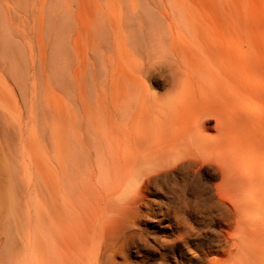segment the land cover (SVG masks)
<instances>
[{"label":"rangeland","instance_id":"374dc122","mask_svg":"<svg viewBox=\"0 0 264 264\" xmlns=\"http://www.w3.org/2000/svg\"><path fill=\"white\" fill-rule=\"evenodd\" d=\"M262 35L264 0H0V264L227 261L229 234L248 229L229 200L252 162L237 117L248 98L223 82L234 141L201 150L182 137L207 109L204 60L230 49L240 70ZM142 125L151 155L138 168ZM138 171L149 178L118 217Z\"/></svg>","mask_w":264,"mask_h":264},{"label":"bare ground","instance_id":"6f19581e","mask_svg":"<svg viewBox=\"0 0 264 264\" xmlns=\"http://www.w3.org/2000/svg\"><path fill=\"white\" fill-rule=\"evenodd\" d=\"M261 38H264V35H262ZM220 51H223L224 53H226L227 56L224 55V57L221 58V57H218L219 55L218 56L215 55V56H211L209 59L204 60L205 64L209 66L210 72L202 76L200 80L198 81L197 85L199 86L200 92H201L199 100L201 104L204 105L207 109H205V111L202 112L201 117H199V119L196 120L194 124H192L191 126H189V128H187L186 133H184L185 135H183L182 137V140L184 142L183 146L191 147L193 145H196L198 148L202 150L208 146H212V145L218 146L220 142L223 140L224 142L226 140L234 141L233 136H231L230 125L226 123L225 116L223 115V111H222L223 102L225 100L226 95L229 92L228 87L223 82L225 81L227 83L229 82L230 86L232 88L234 87L235 92H238L240 90L241 92H243V95L248 98V99H242L240 103L238 104L240 106V110H239V114L237 117L241 118V121L243 122L242 124L246 125L243 127L245 131L243 130L244 134L242 137H244V143L247 147L245 154L251 158L252 162H250V164L247 167L245 166L242 167L240 171L241 173L237 176L236 181H235V186L237 185L236 195L234 196L235 199H229L230 204L231 205L234 204V206H236L235 209L237 208L236 212L238 213V217L240 218L241 221L244 222V224L248 227V229H247V232L245 231L244 234L241 233L240 235H238V237H232L230 235L231 233L229 234L228 239H226V246L228 247L230 251L229 259L224 262H218V264L220 263L235 264V257L236 258L239 257L240 258L239 260H242L241 264H253L254 262L253 259H255V262H257L256 264H263L264 246H263L262 241L264 237V221H263V214H264V47L255 48V50L252 51L249 56H246L242 61H239L241 62L240 64L242 67L240 70H237L238 66L236 62L238 63V60L236 61L234 57L231 56L233 55V52L230 51V49L220 48ZM231 58H233L235 62L232 61ZM182 62L183 61H181V63ZM189 63L190 62L188 61L187 62L184 61L182 63V67L184 69L189 68L191 73L192 71L195 72ZM179 70L182 72L180 68ZM189 77L190 76L188 75L187 80ZM186 84L187 85L180 83L179 84L180 90L188 88L189 86L188 82H186ZM147 92H148V88H146L143 85L140 95H143L144 93H147ZM237 96H240V95L237 94ZM209 119L216 122L218 125L217 128H219L221 132L223 133L222 137L220 138V140L218 139V141H214L211 138L206 137L207 130L209 129L207 127V122H210ZM139 128L140 129H137L136 131L137 137L136 136L134 137L135 144L137 145L135 156L137 158V162L139 163L138 168L139 166L143 165L144 162H147L149 160L148 158L151 155V153H148L149 150L147 152V148H148V143L152 139L151 135L149 134L151 131L149 132L148 127L141 128L139 126ZM213 130H215V128ZM172 134L174 135V133H171V135ZM173 137L172 139L175 138ZM168 138H169V135H168ZM170 140L171 139H169V141ZM172 142H174V140ZM153 145L155 146V144ZM167 150L165 152H167ZM190 154L191 156L193 155L192 153ZM164 156L167 158L165 154ZM164 156L162 157V159H164ZM158 159H161V157H159ZM149 162L150 161H148V163ZM221 163L223 166L222 168L224 170L223 173L229 174L230 172L229 163L225 160V158L221 159ZM154 166L155 165H153V167ZM127 178L132 183L129 186V190L124 191L123 192L124 194L121 192V194L124 195L125 203L121 206L120 211L117 214L118 217H125L127 213L132 211V209L135 206V202H136V197L134 194L135 190L132 191V188H135L138 182L145 184V181L148 180L149 177L147 173L138 171L136 174H134L133 177L130 176L129 178L128 176ZM254 182L256 184H254ZM229 183L230 182H228V184ZM226 196H228V194H226ZM231 198H233V196ZM254 214L258 215L260 219H257V221L253 222L249 220V217ZM117 216L115 217L117 218ZM116 218L114 217L111 218L110 222L113 221V219L115 221ZM118 219H121V218H118ZM117 221L118 220L116 219L115 222ZM113 224L114 223L112 222L109 223V225H113ZM105 234H107L106 227L104 228V237H105ZM105 240L106 239L104 238V257L106 256L107 251H108V245L106 244Z\"/></svg>","mask_w":264,"mask_h":264}]
</instances>
